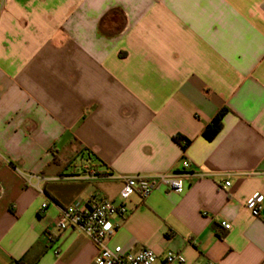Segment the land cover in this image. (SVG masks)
I'll list each match as a JSON object with an SVG mask.
<instances>
[{
    "label": "crops",
    "instance_id": "obj_1",
    "mask_svg": "<svg viewBox=\"0 0 264 264\" xmlns=\"http://www.w3.org/2000/svg\"><path fill=\"white\" fill-rule=\"evenodd\" d=\"M171 172L182 192L120 199V177ZM256 195L264 0H0V264H93L81 230L55 227L91 196L125 204L108 243L125 254L264 264Z\"/></svg>",
    "mask_w": 264,
    "mask_h": 264
},
{
    "label": "built area",
    "instance_id": "obj_2",
    "mask_svg": "<svg viewBox=\"0 0 264 264\" xmlns=\"http://www.w3.org/2000/svg\"><path fill=\"white\" fill-rule=\"evenodd\" d=\"M181 167H183L182 171H186L189 164L182 161ZM94 176V171L85 170L86 178ZM182 177L183 174L179 172L164 173L153 177L123 176L120 177L119 197L124 203L131 196L145 200L158 186L164 187L167 191L180 193L185 185ZM224 186L228 187L229 183H224ZM263 199L261 195H256L247 202L246 207L255 218L260 215ZM124 203L114 204L111 201L91 196L87 202L78 201L69 207L59 208L55 227L60 232L70 228L81 230L97 248L98 254H96L93 264H155L158 257L149 249H142L136 254H125L119 246L112 248L108 246L117 230L111 221L114 217L121 218L127 214ZM42 207L45 208L46 204ZM221 227L225 230L230 229V225L226 223H221ZM182 262L183 259L180 255L168 254L162 264H181Z\"/></svg>",
    "mask_w": 264,
    "mask_h": 264
},
{
    "label": "trees",
    "instance_id": "obj_3",
    "mask_svg": "<svg viewBox=\"0 0 264 264\" xmlns=\"http://www.w3.org/2000/svg\"><path fill=\"white\" fill-rule=\"evenodd\" d=\"M225 109L223 108V109H221L218 113H217V115H216V117L214 118V120H213V122L211 123V129H212V134H215L217 131H218V129H219V121L221 120V118L223 117V115L225 114ZM174 140L177 142V143H181L182 144V142H183V144L181 145V147L184 149L186 146H187V144H188V141L187 140H184V139H181V138H179V137H177V138H174Z\"/></svg>",
    "mask_w": 264,
    "mask_h": 264
}]
</instances>
